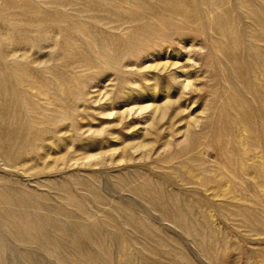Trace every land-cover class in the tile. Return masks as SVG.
I'll list each match as a JSON object with an SVG mask.
<instances>
[{"label": "rangeland", "instance_id": "1", "mask_svg": "<svg viewBox=\"0 0 264 264\" xmlns=\"http://www.w3.org/2000/svg\"><path fill=\"white\" fill-rule=\"evenodd\" d=\"M0 264H264V0H0Z\"/></svg>", "mask_w": 264, "mask_h": 264}]
</instances>
